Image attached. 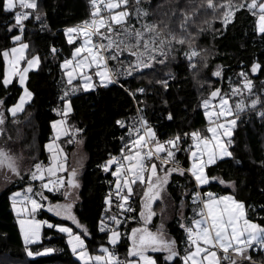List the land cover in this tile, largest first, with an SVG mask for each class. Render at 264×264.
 Listing matches in <instances>:
<instances>
[{"label":"snow or ice","instance_id":"6c2138e0","mask_svg":"<svg viewBox=\"0 0 264 264\" xmlns=\"http://www.w3.org/2000/svg\"><path fill=\"white\" fill-rule=\"evenodd\" d=\"M143 3L144 0H89L88 18L63 29L71 51L59 64L61 93L58 105L52 109L55 118L50 121L51 136L44 145L49 154L48 163L33 162L23 168L24 157L8 147L10 136L0 146V172L4 173V180L15 177L28 181L24 191H14L10 197L26 253L33 257L53 251L51 248L43 252L31 250V245L42 241V230L47 227L67 237V245L81 264H255L252 253L264 252V223L257 222L264 221V217L253 219L250 212L256 213V208L234 194L218 195L202 189L215 181L235 190L234 181L214 176L210 170L228 159L240 163L231 149L245 114H254L264 121V92L256 93L251 78L264 74V62H254L247 71L237 73L238 83L233 85L229 81L230 91L225 92L211 83V77L223 78L221 65L211 71L210 77L204 76L212 52L200 47L199 40L207 33L215 39L243 12L254 19V31L264 39V0H167L166 7L158 6L163 11L154 19ZM0 11L12 17L7 32L18 33L11 36V47L0 50L3 61L0 86L8 89L18 84L21 89L18 100L10 107L0 99V136H3L6 114L11 116L13 124L22 123L19 117L26 113L34 97L28 84L29 73L40 70L42 64L41 55L30 52L31 45L25 42L28 23L39 24L41 30L48 25L43 0H0ZM217 22L222 26L219 29L215 27ZM50 52L56 57L60 50L53 46ZM180 55L191 82L201 92L198 107L203 109L206 125L178 131L161 140L143 114L145 109L139 107L144 101L137 97L145 95L147 89H124L138 105L137 115L131 124L123 119L116 121L117 126L127 129V139L120 138L122 147L118 155L109 154L98 165L114 179L104 197L103 213L97 224L98 232L103 234L102 242L97 254H93L88 242L92 234L74 214L76 190L80 187L79 169L69 164L64 147V144L78 146L83 142L79 138L83 129L70 123L73 97L110 85L123 88L121 77L126 79L145 69L154 70L157 65L168 67ZM176 79L174 72L167 71L155 80V85L167 92ZM148 83L151 85L153 81ZM205 91L207 95H203ZM167 119H174L172 113ZM182 152L187 154L186 167L178 157ZM261 164L264 166V161ZM174 174L185 177L192 185L190 190H182L180 203L175 206L184 233L182 253L178 240L168 234L163 222L172 201L169 188ZM37 181L39 188L35 187ZM45 192L58 194L63 202H51ZM188 199L191 217L184 215ZM45 202L47 212L70 220L80 231L36 219L45 210ZM260 211H264V205ZM157 216L161 223L153 230ZM130 220L139 226L122 232L121 227ZM125 240L126 254L121 258L118 248ZM155 254H161L163 261Z\"/></svg>","mask_w":264,"mask_h":264},{"label":"trees","instance_id":"16d2710c","mask_svg":"<svg viewBox=\"0 0 264 264\" xmlns=\"http://www.w3.org/2000/svg\"><path fill=\"white\" fill-rule=\"evenodd\" d=\"M43 4L47 12L48 28L41 30L39 24L28 23L25 36V42L31 45L30 52H38L42 57L40 70L29 74L28 84L34 97L27 106L26 113L19 117L22 123L13 124L11 116L6 114L5 134L1 136L0 146H4L5 140L10 136L12 139L8 142V147L14 153L23 150L31 164L42 161L46 165L49 156L44 145L49 142L51 136L50 121L55 118L52 109L59 103L58 97L62 87V72L59 64L63 58L70 55L71 51V46L67 44L63 35V29L87 19L90 4L89 0H43ZM159 5L166 7L167 0H144L143 3V7L150 12V17L153 19L163 11L158 7ZM12 22L10 14L0 11V50L11 47V36L18 34L15 31L7 32L6 29ZM215 27L219 29L222 26L217 22ZM53 46L60 50L56 57L50 52ZM199 46L209 48L212 52L210 67L204 73L205 77H210L211 71L217 65L223 67V78L211 77V83L214 88H222L225 92L230 91L229 81L233 85L238 83L237 73L241 70L247 71L254 62H264V39L254 31V19L247 12L238 13L235 21L215 39L211 33L201 36ZM182 60L183 57L180 55L177 61L170 63L168 67L157 65L154 70L147 69L126 79L121 77L120 83L124 85L123 88L119 85H110L107 88H97L95 91L80 92L73 97L74 112L70 123L83 129L79 137L83 142L78 146L64 144V147L69 157L77 150H81L87 158L86 166L81 173L80 203L75 207L74 214L92 234L88 242L89 250L93 254H97V248L102 242L103 234L98 232L97 224L103 213L104 197L110 190V182L114 179L110 174L103 172L98 165L107 160L109 154L118 155L122 147L120 138L127 139V129L117 126L116 121L123 119L131 124L132 118L137 115L138 105L124 89L133 91L141 87L147 89L145 95L137 97L138 100L144 101L139 107L145 109L143 114L161 140L168 139L178 131H191L206 125L203 109L198 107L201 92L191 82L190 74L186 71ZM2 70L3 61L0 57V72ZM167 71L174 72L177 79L172 81V86L164 92L155 85V80ZM251 78L255 83L256 93L264 92V83H262L264 74ZM149 80L153 81L151 85L148 83ZM20 92L18 84L9 86L8 89L0 86V99H4L6 107H10L18 100ZM207 94V91L203 92V95ZM248 99L250 101L251 98ZM169 113L174 117L171 121L167 119ZM234 139L235 144L231 150L240 163L228 159L220 162L218 167L210 171L214 176H220L226 181H234L235 190L212 182L202 191H212L218 195L234 194L246 205L256 208V213L250 212L253 219L264 217V211H260V206L264 205V166L261 164L264 161V121L259 120L254 114H245ZM178 157L186 167L187 154L182 152ZM176 180L178 184L172 183L171 188L176 191L172 198L177 200L181 190L185 188L190 190L192 185L182 176L177 177ZM25 183L19 181L0 196V264H81L67 245V237L47 227L43 230L42 242L31 245V250L43 252L44 249L51 248L53 251L33 257L27 255L10 199L12 192L25 187ZM45 195L54 202L63 200L58 194L45 192ZM189 202L191 203L190 199L187 200V203ZM134 206H137L135 201ZM38 219L60 223L73 228L74 231H80L71 221L63 220L44 210L39 213ZM176 219V223L180 224V220ZM257 222L264 223L259 220ZM173 224L174 222L171 226ZM132 227H138V224L129 221L121 227V231L130 232ZM177 230H180V227L172 228L171 231L181 249L184 246V233H178ZM126 248L125 240L118 248L121 258H124ZM157 256L163 261L161 254ZM252 257L255 259V264H264V255L261 253L253 252Z\"/></svg>","mask_w":264,"mask_h":264},{"label":"crops","instance_id":"0c3cea01","mask_svg":"<svg viewBox=\"0 0 264 264\" xmlns=\"http://www.w3.org/2000/svg\"><path fill=\"white\" fill-rule=\"evenodd\" d=\"M79 94V93H78ZM32 102V101H31ZM0 139H1V136H0ZM47 152V151H46ZM47 154H48V152H47ZM73 154H75V156L73 155ZM70 157H69V164L70 165H75V166H77L78 167V169H79V176H78V181H79V184H80V187H79V189H77L76 190V195H77V197H78V199H77V202H76V204H75V207L77 206V204H79L80 203V192H81V188H82V180H81V177H82V170H83V168L86 166L85 164H86V161H87V158H86V155L84 154V152H82L81 150H77L76 152H74ZM48 156H49V154H48ZM78 161H79V163L81 164V165H79L78 164ZM175 175V176H174ZM173 175V178H172V182H171V184L173 183V184H178V182H177V177H179V175H176V174H174ZM181 177V176H180ZM213 182H215V181H213ZM188 184V183H187ZM38 185H39V182H38ZM206 186H208V185H206ZM205 187V186H204ZM38 188H39V186H38ZM181 192H182V190H181ZM180 199H181V194H180V197H178L177 198V200L176 199H174V198H172V201H171V204H170V206H169V211H168V213L166 214V216H165V218H164V221H165V224H167L168 222H170L173 218H178V219H180L181 220V216H180V213L178 212V211H176L175 210V206H178L179 205V203H180ZM58 201H56L55 203H57ZM60 203H62L63 202V200L62 201H59ZM191 203L189 202V203H187V201H186V206H185V209H184V215L185 216H187V217H191L192 216V211H191ZM75 209V208H74ZM160 219V217L159 216H157V217H155V219ZM161 220V219H160ZM70 221V220H69ZM131 221V220H130ZM128 224V223H127ZM139 226V225H138ZM121 230V229H120ZM180 230H181V228H180ZM172 237H174L173 235H172ZM175 238V237H174Z\"/></svg>","mask_w":264,"mask_h":264},{"label":"rangeland","instance_id":"374dc122","mask_svg":"<svg viewBox=\"0 0 264 264\" xmlns=\"http://www.w3.org/2000/svg\"><path fill=\"white\" fill-rule=\"evenodd\" d=\"M125 63H127V59H126V61H125ZM145 70H147V69H145ZM33 72H35V71H33ZM30 73H32V72H30ZM29 73V74H30ZM258 75V74H257ZM17 154L18 155H22L23 157H24V159L21 161V166L23 167V168H27V167H30L31 166V161L28 159V156L27 155H25L26 153L23 151V150H18L17 151ZM78 164L79 165H81L80 163H79V161H78ZM3 176H4V173L3 172H0V196L6 191V190H8L9 189V187H12V186H14V185H16L20 180H18V179H16L15 177H12V180L11 181H5L4 180V178H3ZM21 183H25V182H28L27 181V179L25 180V181H20ZM172 182V181H171ZM25 185V187H23L22 189H18V190H16V191H24V189H26L27 187H28V183H25L24 184ZM38 181L35 183V187L36 188H38ZM169 192H170V194H171V197L173 196V193H175L176 194V191H174V190H172V188H171V186H170V188H169ZM50 200V199H49ZM51 202H53V203H55L53 200H50ZM46 207H47V202H45V210L44 211H46ZM14 212V211H13ZM47 212V211H46ZM41 213V212H40ZM50 214H52V213H50ZM14 215L16 216V214H15V212H14ZM53 215V214H52ZM38 216H39V213L37 214V216H36V219H38ZM17 219V218H16ZM38 220H40V219H38ZM177 219H176V217L175 218H173L170 222H168L167 224H165V221H163L164 222V225H165V228H166V230H167V232H168V234L170 235V236H172V228L173 229H175L177 226H178V228H179V222H178V224L176 223L177 221H176ZM180 220V219H179ZM172 222H174V224L171 226V224H172ZM180 222H182L181 220H180ZM160 223H161V220L160 219H155L154 218V221H153V225H152V227H153V230H155V228L156 227H158L159 225H160ZM19 225V224H18ZM20 228V227H19ZM46 228V227H45ZM44 230V229H43ZM43 230H42V240H43ZM182 230V229H181ZM181 230H177L178 231V233H183V230L181 231ZM42 242V241H41ZM184 247V246H183ZM183 247L181 248V253L183 252ZM155 255H159V254H155ZM125 256V255H124ZM75 257L77 258V256L75 255ZM78 259V258H77Z\"/></svg>","mask_w":264,"mask_h":264},{"label":"built area","instance_id":"2783aa9c","mask_svg":"<svg viewBox=\"0 0 264 264\" xmlns=\"http://www.w3.org/2000/svg\"><path fill=\"white\" fill-rule=\"evenodd\" d=\"M191 201V200H190ZM261 253V255H264V252H259ZM253 261H255V259L252 257ZM256 263V262H255Z\"/></svg>","mask_w":264,"mask_h":264}]
</instances>
